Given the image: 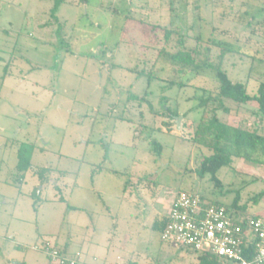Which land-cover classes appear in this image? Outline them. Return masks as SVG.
<instances>
[{
	"label": "rangeland",
	"instance_id": "rangeland-1",
	"mask_svg": "<svg viewBox=\"0 0 264 264\" xmlns=\"http://www.w3.org/2000/svg\"><path fill=\"white\" fill-rule=\"evenodd\" d=\"M260 7L264 0H0V264H49L33 249L45 242L69 247L81 261L88 249L101 258L110 253L112 262L124 254L112 224L124 225L126 214L144 207L135 187L142 177L155 184L153 192L164 184L169 193L197 192L228 206L238 198L246 213L264 218V195L255 198L264 193V166L234 159L218 171L220 187L195 172L209 151L189 139L203 113L200 98L218 83L214 74L182 88L169 86L174 75L162 62L158 78L139 74L152 67L161 28L182 29L207 43H231L237 52L223 68L256 93L264 79ZM248 103L251 118L244 120L259 123L258 103ZM168 109L181 114L170 129ZM223 115L233 125L241 121L239 111ZM152 139L163 145L160 155ZM23 143L35 149L31 167L19 173ZM104 161L120 173L98 171ZM165 245L152 243L148 255L157 258ZM170 253L166 264H199L192 249Z\"/></svg>",
	"mask_w": 264,
	"mask_h": 264
},
{
	"label": "trees",
	"instance_id": "trees-1",
	"mask_svg": "<svg viewBox=\"0 0 264 264\" xmlns=\"http://www.w3.org/2000/svg\"><path fill=\"white\" fill-rule=\"evenodd\" d=\"M56 7H59V2ZM237 18L236 20H239V16ZM156 26L160 27L159 25ZM161 29L163 30L164 41L160 45H155L157 52L153 58L151 69L141 71L140 75H147L150 81L158 78V70L163 68L158 65L162 62L165 64L166 70L174 75L169 81L170 87L175 85L181 88L189 86L191 81L203 72L213 73L218 81L214 88L208 90L206 97L200 98L203 113L194 134L189 139L193 144L205 147L209 151L208 155L201 157L195 170L198 176L204 177L210 174L215 186L220 187L222 182L218 177V171L223 166L232 165L234 159H243L254 165L264 166V131H260L259 126H254L257 123L248 125V121L242 119L238 125H233L220 116L221 113L225 114L223 116L226 117L234 111L238 112L242 106L254 100L258 103L254 115L258 117L259 123L263 122L264 79L259 82L256 93L251 94L248 92V82L230 79L227 71L223 68L226 59L232 53L237 52L231 43L226 41L217 43L213 37H210L207 43L202 35L192 36L182 29L168 27ZM214 46L217 49H214ZM164 115H167V120H169L164 121V125L168 129L172 127L171 122L181 116L177 110L172 109H168ZM151 143L154 152L160 155L163 151V145L155 139H152ZM27 145L29 144L23 143L19 148V160L16 167L19 173L25 172L31 167V153L35 146L29 145L27 147ZM27 148L31 151L30 154H28L29 150L26 151ZM143 180L145 178L142 177L139 181ZM179 191L186 190L179 189ZM263 195L264 193L261 192L255 197L256 200ZM202 197L217 206L224 205L230 210L248 214L245 206L239 204L238 198L228 206L217 200L210 201L204 196ZM159 222L160 226L156 225L155 229L160 230L162 235L169 222L168 216L161 218ZM61 251L63 250L61 249ZM196 252H199V264H223V261L213 253L208 251Z\"/></svg>",
	"mask_w": 264,
	"mask_h": 264
},
{
	"label": "built area",
	"instance_id": "built-area-1",
	"mask_svg": "<svg viewBox=\"0 0 264 264\" xmlns=\"http://www.w3.org/2000/svg\"><path fill=\"white\" fill-rule=\"evenodd\" d=\"M162 240L177 249L208 251L223 264H264V218L236 212L203 199L199 193L179 191L167 214ZM34 250L44 252L49 264H82L60 248L45 242Z\"/></svg>",
	"mask_w": 264,
	"mask_h": 264
},
{
	"label": "crops",
	"instance_id": "crops-1",
	"mask_svg": "<svg viewBox=\"0 0 264 264\" xmlns=\"http://www.w3.org/2000/svg\"><path fill=\"white\" fill-rule=\"evenodd\" d=\"M260 8L264 10V7H260ZM258 23L263 25L264 20L257 21V24ZM254 108L257 109L258 107H254ZM251 109H252V106L249 103L242 106L239 111V115L237 116L239 120L248 119V118L250 119L251 116L247 115L249 111H246V110H251ZM254 118H256V116H254ZM260 123H257V124L259 125L260 130L264 131V121ZM242 160L243 159H240V161ZM105 163L106 162L104 161L103 164H100V167H99L100 170L98 169V171L101 172L104 167L105 168L107 167L105 166ZM256 166L261 167V165H256ZM107 169H109L113 173H120V169L118 168L108 166ZM95 173L96 171L94 170L91 173L90 178L95 176L94 175ZM152 185H155V184L148 182V181L146 182L145 180L139 181L137 186L135 187L140 188L139 189V195H140L139 201L143 202L144 207L140 209L141 210L140 212H137V213L131 212L129 215L126 214V217L123 218L124 225L119 226L118 220H116L112 224L115 230L119 229V231H121V234H120L121 238L118 241H115L114 245H116L120 251L124 252V254L122 253L121 255H117V257L111 262L110 258L112 256L110 253L107 256L108 258H104V257L101 258V256L97 254H93V252H91L90 249L87 248L88 251H86V256L85 258H83V261H81L82 264H160L159 263L160 261L161 263L166 264V262L172 258V254L170 253L172 248L174 251L176 250L178 252L177 254L178 257H180L181 252L190 250V249H177L173 245L165 242L166 244L170 246L171 249L167 247L166 245L165 247L157 246L158 247V251H157L158 257L151 258V256L148 255V248L150 247L152 243L156 244L158 243V240L163 241L161 237V231L158 230L157 228L155 229V226L156 225L160 226L159 220L167 216L169 209L171 207L172 201L175 198L176 193L179 190L177 189L169 193L166 191L164 184H162L158 188V191L153 192L151 190V188L153 187ZM148 190H150V192H148ZM128 191H129V188L125 187L124 195H126ZM95 192L97 194H100L101 190L95 189ZM132 196L133 195L128 196L130 197L128 199L129 201H132L134 199ZM148 204H151L152 206H147ZM141 212L142 213L146 212V213H144V216L141 217L139 216ZM115 226L117 227V229ZM98 227H99L98 225L94 224L95 235L98 233V229H99ZM140 227L148 230L146 235H142L139 233L138 229ZM134 229H136V232H134ZM150 231L157 232L158 240L155 241V239H152L151 237L152 234ZM62 250L64 254H66L67 256L71 258H74L73 255L75 253L71 251L69 247L65 246Z\"/></svg>",
	"mask_w": 264,
	"mask_h": 264
},
{
	"label": "water",
	"instance_id": "water-1",
	"mask_svg": "<svg viewBox=\"0 0 264 264\" xmlns=\"http://www.w3.org/2000/svg\"><path fill=\"white\" fill-rule=\"evenodd\" d=\"M180 118V117H179ZM179 118H178V120H179Z\"/></svg>",
	"mask_w": 264,
	"mask_h": 264
}]
</instances>
